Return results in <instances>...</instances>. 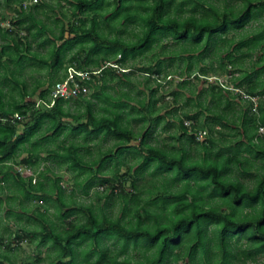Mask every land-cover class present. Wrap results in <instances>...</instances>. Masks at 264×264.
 <instances>
[{"label":"clouds","instance_id":"9594fccd","mask_svg":"<svg viewBox=\"0 0 264 264\" xmlns=\"http://www.w3.org/2000/svg\"><path fill=\"white\" fill-rule=\"evenodd\" d=\"M0 264H264V0H0Z\"/></svg>","mask_w":264,"mask_h":264}]
</instances>
